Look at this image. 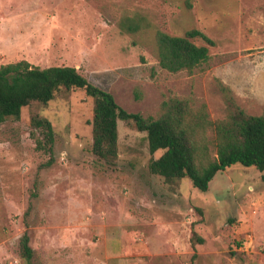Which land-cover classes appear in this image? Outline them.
Here are the masks:
<instances>
[{"label": "rangeland", "instance_id": "374dc122", "mask_svg": "<svg viewBox=\"0 0 264 264\" xmlns=\"http://www.w3.org/2000/svg\"><path fill=\"white\" fill-rule=\"evenodd\" d=\"M142 26L122 30L125 19ZM198 30L214 42L192 73L158 66L156 33ZM197 45H204L196 39ZM74 67L128 113L157 117L170 97L227 115L217 82L250 116L264 114V0H0V66ZM92 99L61 90L0 124V264H264V171L233 165L208 191L147 165L145 133L118 121V155L92 153ZM34 118L53 128L52 163ZM209 139L213 141L210 134ZM203 240L197 243L192 237Z\"/></svg>", "mask_w": 264, "mask_h": 264}, {"label": "trees", "instance_id": "16d2710c", "mask_svg": "<svg viewBox=\"0 0 264 264\" xmlns=\"http://www.w3.org/2000/svg\"><path fill=\"white\" fill-rule=\"evenodd\" d=\"M140 21L125 18L120 27L130 33L141 28ZM200 39L204 45L194 41ZM214 42L198 30L183 36L156 33L158 66L172 74L192 73L209 59ZM226 104L227 115L211 121L204 103L193 109L189 100L170 97L161 104L157 117L128 113L113 96L90 83L74 67L41 69L25 60L0 66V124L19 119L21 110L33 102L47 104L61 90L78 89L92 99V153L112 162L118 155V121L132 124L145 133L150 154L162 151L147 165L151 175L165 181L187 178L201 193L208 191L213 177L233 165L254 167L264 171V114L250 116L234 101L231 90L217 82ZM32 126L42 134L36 138L37 149L53 155L54 133L47 119L34 118ZM213 136V141L209 135ZM52 163V158L47 165ZM201 244L202 239L193 234ZM34 251L30 237L24 232L19 239V258L23 264L33 263ZM196 255L191 258L194 264Z\"/></svg>", "mask_w": 264, "mask_h": 264}]
</instances>
